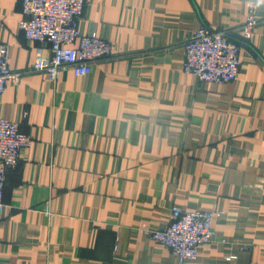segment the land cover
Returning a JSON list of instances; mask_svg holds the SVG:
<instances>
[{"label":"crops","instance_id":"0c3cea01","mask_svg":"<svg viewBox=\"0 0 264 264\" xmlns=\"http://www.w3.org/2000/svg\"><path fill=\"white\" fill-rule=\"evenodd\" d=\"M21 1L0 0V43L21 72L0 117L32 144L6 170L0 262L180 264L146 231L178 205L220 211L185 264H264V5L250 37L229 34L238 76L215 83L183 71L184 40L241 25L253 0H85L80 32L115 54L52 82L28 70L36 42L18 28Z\"/></svg>","mask_w":264,"mask_h":264},{"label":"built area","instance_id":"2783aa9c","mask_svg":"<svg viewBox=\"0 0 264 264\" xmlns=\"http://www.w3.org/2000/svg\"><path fill=\"white\" fill-rule=\"evenodd\" d=\"M85 0H22V18L18 28L27 40L36 42L35 58L29 71L45 73L49 81H56L70 69L75 75L88 74L92 65L114 56L112 43L95 33H81L79 20ZM252 5L241 25L218 29L202 25L183 43V71L200 81L224 83L234 80L240 70L241 44L229 34L250 37L259 23ZM4 23L0 19V29ZM48 45V53L46 48ZM8 61V48L0 43V95L9 80L20 78ZM32 144L31 137L21 131L18 122L0 117V212L3 208V190L6 170L15 167L23 149ZM48 212V206L45 209ZM220 211L184 210L178 205L170 208V219L159 229L146 228L151 238L173 252L180 264L195 260L199 246L210 242L214 235L213 220ZM235 258L226 256L227 260ZM0 264H4L1 263Z\"/></svg>","mask_w":264,"mask_h":264},{"label":"clouds","instance_id":"9594fccd","mask_svg":"<svg viewBox=\"0 0 264 264\" xmlns=\"http://www.w3.org/2000/svg\"><path fill=\"white\" fill-rule=\"evenodd\" d=\"M255 2L257 7L264 5V0H255Z\"/></svg>","mask_w":264,"mask_h":264}]
</instances>
